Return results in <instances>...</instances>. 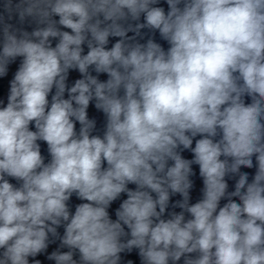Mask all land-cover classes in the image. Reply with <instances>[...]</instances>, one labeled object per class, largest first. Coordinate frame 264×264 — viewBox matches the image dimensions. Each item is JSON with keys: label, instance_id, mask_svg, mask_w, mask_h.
Masks as SVG:
<instances>
[{"label": "clouds", "instance_id": "clouds-1", "mask_svg": "<svg viewBox=\"0 0 264 264\" xmlns=\"http://www.w3.org/2000/svg\"><path fill=\"white\" fill-rule=\"evenodd\" d=\"M17 60L0 264H264V0H0Z\"/></svg>", "mask_w": 264, "mask_h": 264}]
</instances>
